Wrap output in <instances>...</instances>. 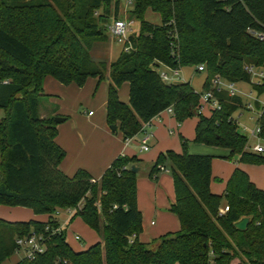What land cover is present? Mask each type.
<instances>
[{
    "label": "trees",
    "instance_id": "1",
    "mask_svg": "<svg viewBox=\"0 0 264 264\" xmlns=\"http://www.w3.org/2000/svg\"><path fill=\"white\" fill-rule=\"evenodd\" d=\"M120 8L121 0H0V205L48 214L47 220L0 217V264L16 253L17 236L59 226L55 213L66 207H76L73 218L80 216L103 241L76 250L65 229L49 231L44 253L14 264H264V189L237 166L224 193L213 192L212 156L190 153L186 139L181 152H161L149 174L156 178L159 165L171 170L176 200L170 210L181 227L149 244L139 239L142 213L131 169L140 161L136 155L117 156L100 178L84 168L73 175L61 170L66 151L56 141L58 123L39 114L49 75L80 86L89 77L107 79L106 119L125 139L172 106L180 122L198 116L195 142L227 148L228 158L237 156L240 163L264 164V153L249 150V137L233 118L243 107L241 97L215 91L221 108L204 115L189 81L164 82L155 68L156 61L204 64V89L218 72L249 81L243 65L264 64V38L257 36H264V0H134V48L114 61H96L93 44L108 39L107 26ZM148 10L160 15V23L146 18ZM125 82L128 103L119 96ZM253 88L264 93V83ZM259 122L264 142V110ZM224 202L229 210L221 213ZM243 216L251 222L239 229L235 222Z\"/></svg>",
    "mask_w": 264,
    "mask_h": 264
},
{
    "label": "rangeland",
    "instance_id": "2",
    "mask_svg": "<svg viewBox=\"0 0 264 264\" xmlns=\"http://www.w3.org/2000/svg\"><path fill=\"white\" fill-rule=\"evenodd\" d=\"M119 15L125 18L129 17L130 19L135 20L136 21L135 28L138 29L139 23L137 19L129 16V13H125L123 6L120 8ZM146 18L153 23H160L161 21L160 15L152 10L147 11ZM121 51H123V44L119 42L116 37L109 34L107 40L97 41L93 44L91 54L96 61L111 62L117 59ZM183 72L184 75L186 76L187 81H189L190 84L197 91L199 92L204 91V83L207 77L206 69L205 71L200 72L197 70V66H185L183 67ZM215 75L223 76L221 73L218 72L212 75L211 78ZM52 78L53 80L48 85V88L46 87V85L44 86L43 83L44 90L52 94V96H49L51 97V99L47 98L51 103H47V106L42 104V107L46 106L50 112H51V108L53 109L55 107L59 108L62 112L69 115L71 117V120L77 121L81 124H83V122L84 124H86L84 118L87 121L88 117H90V115H88L89 114L88 112L90 110H93L96 118L99 117L103 119L105 118V121L107 122L106 106L104 103L107 95L106 79L99 82L95 78L89 77L86 80V82L80 86L76 83L64 84L61 83L59 80H57L55 77L52 76ZM125 84L128 85V83L125 82L121 85L120 88H123ZM127 87H128L127 90L128 100H129V85ZM238 87L243 90H247L250 88L247 82H242V81H239ZM120 90L121 89H119V91ZM128 100L127 102L126 101L125 102L128 103ZM239 110H241V112L244 113V115L242 116V120L248 123L250 126H254L255 121L248 119L249 113L246 109L241 107L234 114L237 115L239 113ZM203 113L204 115H209L210 114L209 108H205ZM3 115H4L3 110H0V117H2ZM52 116H54V114L50 115V117ZM55 117L56 116H54V118ZM163 117L166 119L160 122L159 121L154 122V127H153L156 136L158 138L160 137L161 139L160 145L152 146L149 151H142L140 149L141 147L140 143L134 141L128 149L127 152L128 156L136 155L140 160L138 163L139 171L137 172V181H139L142 178L156 182L155 179H152L149 176L152 164L154 163V161L150 160V156L154 155L155 157L154 159L156 161L159 154L161 153V150L159 149L161 145L164 146L162 152H166L173 145H178L179 152H181L183 150L181 139H186L188 141V151L190 153H193L192 151L197 149L199 150V152H196L198 154H208L212 156L211 188L213 191H217L218 193L224 192L227 182L231 177L236 165L237 166L240 165L239 167L247 170H249V168L250 169H256V168L258 169L259 167L264 168V164H254L248 162L238 163L237 156H234V158L221 157L222 153L226 152V149L224 148L210 146L202 143H195L194 142L195 128L198 121V116L196 114L184 119L183 121H181L180 124H179L180 121L177 120L175 114L174 113L169 114L167 110L164 112ZM92 125L95 126V124ZM94 126L87 125V128L88 130H90V132H92L93 130L99 132L100 129L97 128L94 129ZM157 128L160 130L158 131ZM76 129L82 130L83 133L85 131V128L83 126L77 127L75 128V130ZM239 130L247 134L240 126H239ZM256 142H257L256 138H251V137L249 138V147H248L249 150H254L253 146ZM166 145H170V147H167ZM154 153H156V156ZM166 165L169 168H171V164L169 162ZM257 171H259L258 173H260V170ZM168 174L172 176V172L170 169L168 171ZM225 205L226 203L224 202L222 204V207H224ZM67 208L69 207L61 208V210ZM68 214H69L68 210L61 211L60 216L63 221L61 223L59 218L58 221L60 225L63 224V227L66 231L67 241L74 249L83 250L96 242L103 241L102 234L89 227L82 220L80 216H76L74 218L72 217L73 219L71 218V221H68V223L66 222V224H64L65 218L68 216ZM47 216L48 214L35 213L33 209L27 206H21V205L13 206L7 204L0 205V217L8 221H28L31 219L39 220V219H45L47 218ZM77 234L80 235L81 239H76L75 236ZM22 257H23L22 253H15L10 259L4 262V264H14Z\"/></svg>",
    "mask_w": 264,
    "mask_h": 264
},
{
    "label": "crops",
    "instance_id": "3",
    "mask_svg": "<svg viewBox=\"0 0 264 264\" xmlns=\"http://www.w3.org/2000/svg\"><path fill=\"white\" fill-rule=\"evenodd\" d=\"M93 78H95L98 81L96 77ZM52 80H53L52 76L50 75L46 76L44 79V86L46 85V87L48 88V85L51 83ZM106 81H107V92H108V80L106 79ZM128 85L125 84V86H123V88H120L121 90L119 91V96L121 100L124 102L125 101L127 102L128 100V93H127ZM42 94L43 95H41L39 99L40 116L43 118H47L50 117V115L54 114V116L65 117L64 121L58 123V135L56 137V141L66 151V156L60 165L61 170L66 174L73 175L78 169L84 168L88 170L94 178H100L101 175L104 173L105 169L112 163V161L117 156L127 155L128 149L134 141L140 143L141 146L142 134L140 132L127 141L123 137V134L118 127L116 131L112 130L111 126L107 124V122L105 121V118L103 119L100 117L99 118L95 117V113L93 110H90L88 112L89 113L88 115H90V117H88L87 121L84 118L86 124H84V122L83 124H81L77 121L71 120V117L66 113L62 112L59 108L56 107L54 109L51 108V112H50L46 106L47 103H51L47 98L51 99V97L49 96H52V94H50L48 91H45L44 88ZM263 96L264 93L260 95L262 99H264ZM106 101H107V95L104 101L105 106H106ZM42 104L46 106L42 107ZM165 111L153 117L151 119L150 125L146 127L148 131L152 132V137L149 141L150 147L147 151H149L152 146L160 145L161 143V139L160 137L158 138L156 136L153 127H154V122L156 121L160 122L166 119L163 117ZM239 113H241V111ZM169 114H173V113L169 112ZM242 114L244 115L243 112ZM180 123L181 122H179V124ZM92 124H95V126L97 127H95ZM81 125L85 128L84 133L82 130H77V129L75 130V128L77 127H82ZM87 125L94 126V129L97 128L100 129V131L97 132L93 130L92 132H90V130H88L87 128ZM159 130L160 129H158V131ZM166 146L170 147V145H166ZM170 148L172 150L175 149L177 150V152H179L178 145H173ZM159 149L162 152L164 146L161 145ZM224 149H226V152L222 153L221 157L228 158L230 150L227 148ZM192 152L193 154H198L196 152H199V150L195 149ZM154 154L156 156V153ZM154 158H155L154 155L150 156V160L154 161L155 163ZM244 170L247 171L251 180L258 187L264 189V168L259 167L258 169L249 168V170L247 169ZM257 170H260V173H258L259 171ZM255 173L258 175H256ZM152 179H155L156 182L142 178L139 181H137V202H138V207L142 213V223H143V231L140 233L139 239L140 241L147 244L151 243L154 239H157L164 234H167L169 232H176L181 227L179 217L170 210L171 205L176 200L173 176H170L168 174V171H160L157 177ZM213 192L218 193L217 191H213ZM223 193H218V194H223ZM63 210H67V209H63ZM47 218L39 219V220H47ZM58 218L62 223L63 220L61 219L60 215L58 216ZM68 219H69V215L65 218L64 224H66V222L69 221Z\"/></svg>",
    "mask_w": 264,
    "mask_h": 264
},
{
    "label": "built area",
    "instance_id": "4",
    "mask_svg": "<svg viewBox=\"0 0 264 264\" xmlns=\"http://www.w3.org/2000/svg\"><path fill=\"white\" fill-rule=\"evenodd\" d=\"M124 7L125 13H129L131 9L134 7V0H121V7ZM136 21L130 19L129 17L125 18L119 16L117 18H113L112 21L108 24V33L118 39L119 42L123 44V51L129 52L134 48L133 41L131 36L137 30L135 28ZM260 38H264L262 34H257ZM156 70L158 71L161 79L164 82H179L185 81L186 77L183 72V67H172L166 65L162 62L156 61L155 65ZM198 71H205V65L199 64L197 65ZM244 70L249 74L250 79L247 81L250 88L247 90H243L238 87L239 82L228 80L227 78L221 75H215L210 79L211 88L204 89V91L199 92L200 96V106L198 108L199 112H204L205 108H209L210 112L212 110H219L221 108V101L217 97L215 91L217 92H226L229 96L235 97L239 96L243 100V107L249 113V119L255 121L254 126H250L248 123L244 122L241 118L243 116L242 112L237 115L233 114L234 120L238 123V125L247 133L246 135L250 138H256L257 142L254 144L253 149L256 152L264 153V142L260 136L261 133V124L259 122L260 117L262 116L264 110V99L260 97L259 94L254 88V85H260L264 83V64L256 65L251 63H246L244 65ZM4 82H8L5 80ZM245 82V81H243ZM168 110L171 113H174L172 106L168 107ZM241 110H239L240 112ZM151 120L145 122L140 131L141 135V150L147 151L150 147L149 141L152 137V132L148 131L146 127L150 125ZM132 137L127 138L126 140H130ZM160 171H169V169L164 165H159ZM69 221L74 216L77 211L76 207L67 208ZM229 210V206L225 205L220 209L221 213H225ZM61 209H58L55 213L57 219L61 213ZM68 223V221H67ZM64 229L63 225H59L57 227H50V224L45 226V230L43 231H31L29 234L19 235L16 237V253H22L23 257L34 259L38 255L44 253L48 248V240L46 232L52 231V233L60 232ZM76 239H81L80 235L75 236Z\"/></svg>",
    "mask_w": 264,
    "mask_h": 264
},
{
    "label": "water",
    "instance_id": "5",
    "mask_svg": "<svg viewBox=\"0 0 264 264\" xmlns=\"http://www.w3.org/2000/svg\"><path fill=\"white\" fill-rule=\"evenodd\" d=\"M55 121L57 123H60L62 121L65 120V117L63 116H56L55 118ZM111 129L116 131L117 130V125H112L111 126ZM131 169L134 171V172H138L139 171V167L136 166L135 164L131 166ZM251 222V217L250 216H243L241 217L239 220H237L235 222V226L239 229H245L247 228L248 224Z\"/></svg>",
    "mask_w": 264,
    "mask_h": 264
}]
</instances>
